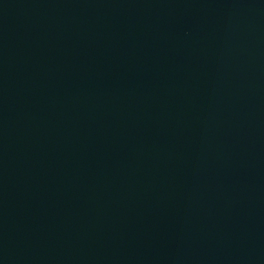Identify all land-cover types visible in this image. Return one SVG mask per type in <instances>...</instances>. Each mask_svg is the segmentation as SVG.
<instances>
[{"label":"water","instance_id":"water-1","mask_svg":"<svg viewBox=\"0 0 264 264\" xmlns=\"http://www.w3.org/2000/svg\"><path fill=\"white\" fill-rule=\"evenodd\" d=\"M0 264H264V0H0Z\"/></svg>","mask_w":264,"mask_h":264}]
</instances>
